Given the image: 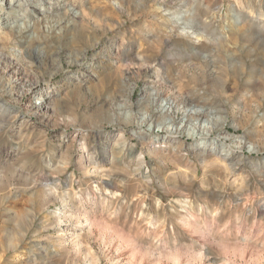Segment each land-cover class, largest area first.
<instances>
[{
	"label": "rangeland",
	"instance_id": "obj_1",
	"mask_svg": "<svg viewBox=\"0 0 264 264\" xmlns=\"http://www.w3.org/2000/svg\"><path fill=\"white\" fill-rule=\"evenodd\" d=\"M18 1L0 264H264V0ZM165 97L206 113L149 130Z\"/></svg>",
	"mask_w": 264,
	"mask_h": 264
},
{
	"label": "bare ground",
	"instance_id": "obj_2",
	"mask_svg": "<svg viewBox=\"0 0 264 264\" xmlns=\"http://www.w3.org/2000/svg\"><path fill=\"white\" fill-rule=\"evenodd\" d=\"M22 3L18 0H9V5L7 6V11L8 12H17L16 9L17 7H21ZM19 10V9H18ZM46 10L44 8H41V15L44 14ZM9 14V13H8ZM154 93V92H153ZM155 95V94H152ZM160 105L159 108L161 111L164 112H171V110L174 108V105L179 106L182 105L181 107V113H182V123L180 125H177V121L175 118L171 117L169 114L167 115L166 118H164V120L162 122H155L154 119L152 120V118L149 116L147 117L146 121L148 120V126L147 128L149 130H153V131H170L171 129L173 130L172 132H180V130H184L185 127H188L191 125V123L196 120L195 118L192 117V115L194 116L197 115V119L199 120L201 117H203V114H205L206 112L201 108V107H197L193 104L187 103L186 101H177L175 99H172L171 97H165L163 99H160ZM156 102V101H154ZM193 103V102H192ZM177 108V109H178ZM146 116V115H144ZM143 117V121L145 119V117ZM208 119H205V121H207ZM145 122V121H144ZM210 122V121H209ZM147 124V123H146ZM197 124V123H195ZM206 125H196L194 127V129L191 130V132L189 133L192 137L194 138H207L209 136H211L213 134V129L212 130H207L205 128ZM175 130V131H174ZM218 136H223V135H218ZM219 137V138H220ZM225 138V136H224ZM229 138V137H228ZM80 223V222H79Z\"/></svg>",
	"mask_w": 264,
	"mask_h": 264
}]
</instances>
